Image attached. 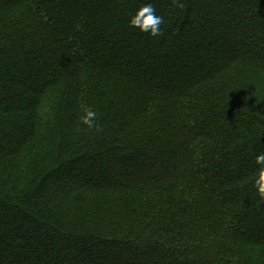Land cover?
<instances>
[{"label":"trees","instance_id":"trees-1","mask_svg":"<svg viewBox=\"0 0 264 264\" xmlns=\"http://www.w3.org/2000/svg\"><path fill=\"white\" fill-rule=\"evenodd\" d=\"M180 3L0 0V264H264V0Z\"/></svg>","mask_w":264,"mask_h":264},{"label":"clouds","instance_id":"clouds-1","mask_svg":"<svg viewBox=\"0 0 264 264\" xmlns=\"http://www.w3.org/2000/svg\"><path fill=\"white\" fill-rule=\"evenodd\" d=\"M177 7H183L180 0H173ZM164 23V18L156 14V8L152 3H145L135 9L127 24L130 28L138 30L141 33H147L151 37H159L163 34L161 25ZM85 114L81 117V121L88 128L98 127L95 124L97 114L95 111L85 108ZM255 164L257 168L253 174L252 183L257 194L264 199V151L255 155Z\"/></svg>","mask_w":264,"mask_h":264}]
</instances>
